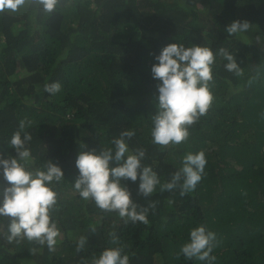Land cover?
Wrapping results in <instances>:
<instances>
[{
    "label": "trees",
    "instance_id": "obj_1",
    "mask_svg": "<svg viewBox=\"0 0 264 264\" xmlns=\"http://www.w3.org/2000/svg\"><path fill=\"white\" fill-rule=\"evenodd\" d=\"M233 20L251 27L228 36ZM170 42L225 47L242 74L226 71L217 56L206 115L186 142L159 146L149 135L156 83L149 53ZM52 81L62 86L55 95L43 91ZM20 120L32 122L28 166L51 159L64 171L55 213L61 236L54 252L36 253L31 242L0 239V264H91L117 246L109 232L131 254L129 264H203L177 255L201 224L216 233L215 264H264V0H60L51 13L34 6L0 12V152L15 155L8 140ZM125 128L136 132L129 147L146 150L144 163L162 182L185 153L204 150L207 158L201 181L184 196L174 189L144 198L129 183L134 202H155L147 224H125L71 185L80 143L99 150ZM81 234L88 242L76 252Z\"/></svg>",
    "mask_w": 264,
    "mask_h": 264
},
{
    "label": "clouds",
    "instance_id": "obj_2",
    "mask_svg": "<svg viewBox=\"0 0 264 264\" xmlns=\"http://www.w3.org/2000/svg\"><path fill=\"white\" fill-rule=\"evenodd\" d=\"M60 0H0V12H17L34 6L45 13L53 12ZM251 27L247 20H233L224 27L228 36L244 34ZM152 56L150 75L155 83V112L151 115L149 130L153 145H179L189 138V128L200 117L206 115L214 96L211 82L214 80L213 66L216 57H222L226 71L239 76L242 69L236 57L225 47L215 51L204 44L170 42ZM59 81L43 85V91L55 95L61 90ZM31 121L20 120L8 145L15 155L0 152V239L8 244H19L22 240L36 245L30 252L43 247L54 252L60 242L61 230L55 216L59 208L57 186L65 181L64 171L58 163L48 160L38 168H30L33 157L30 147L32 135L26 131ZM136 135L135 130L119 131L108 144L97 150L80 143L74 160L77 170L71 183L78 197L91 201L106 213H115L125 224H147L149 210L155 202L147 205L134 202L129 183L136 185V194L148 198L156 191L178 189L184 196L195 190L201 181L207 164L204 150L187 152L180 159V166L169 178L161 181L151 164H145L146 150L132 149L128 141ZM172 203V201H169ZM7 218L6 232L4 219ZM95 233V227L89 229ZM115 247H106L91 258V264H129L130 253L118 244L115 232L108 233ZM88 242L85 234L78 236L75 251L83 250ZM216 233L204 225L189 229L188 239L181 244L177 255L185 260L215 264L212 255L217 246Z\"/></svg>",
    "mask_w": 264,
    "mask_h": 264
}]
</instances>
